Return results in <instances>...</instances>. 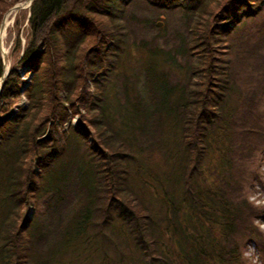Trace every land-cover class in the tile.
Returning a JSON list of instances; mask_svg holds the SVG:
<instances>
[{"label":"trees","instance_id":"trees-1","mask_svg":"<svg viewBox=\"0 0 264 264\" xmlns=\"http://www.w3.org/2000/svg\"><path fill=\"white\" fill-rule=\"evenodd\" d=\"M263 2L34 0L0 93V264H250V242L264 264L239 176L264 151V71L247 96L232 78Z\"/></svg>","mask_w":264,"mask_h":264},{"label":"rangeland","instance_id":"rangeland-1","mask_svg":"<svg viewBox=\"0 0 264 264\" xmlns=\"http://www.w3.org/2000/svg\"><path fill=\"white\" fill-rule=\"evenodd\" d=\"M27 0H21L19 4L26 2ZM34 0L30 1L29 8L22 7L20 10H14L13 6L8 12L4 15L3 21H8V26L3 38L0 36V42L3 46V50L6 54L7 58V68L10 67L17 61L18 55L14 54V42L16 39V35L18 34V30L20 31V37L22 39L23 45L26 43V37L29 35L30 28L28 19L30 17V9L32 7ZM264 3V2H263ZM2 21V22H3ZM161 26L155 28L151 27L150 36H160L162 32H159L158 28L163 27L164 23L162 21H158ZM2 24V23H1ZM261 33H264V11L261 13L259 19H251L247 20L246 25L240 31L235 38L234 43V57H233V69L234 76L233 78V87L237 90L243 91V95L247 96L250 94L252 90V86L258 82L259 76L262 73L261 70L264 71V43L261 41L260 45L259 38ZM1 54V52H0ZM261 66V67H260ZM263 66V67H262ZM23 75L24 73L21 72ZM30 76V75H29ZM176 76V75H175ZM174 76V80H175ZM23 78H26L22 76ZM28 79V78H27ZM29 80V79H28ZM235 82V83H234ZM148 87L147 80L144 76L141 77L139 82V89L146 90ZM90 90L93 92L94 88L90 85ZM120 85H117V89L113 90L112 99L113 102L117 99H122ZM1 93V92H0ZM146 93V92H143ZM232 94V93H231ZM234 95V94H233ZM235 96V95H234ZM233 96V97H234ZM120 99V101H122ZM27 99L25 96H21L18 98L16 102V106H26ZM244 104H247L244 103ZM240 105V100L238 98V106ZM83 114V112H82ZM73 120H68L67 122L61 125L62 128H68L71 124L75 125L78 117L75 115ZM258 158H255V165H248L250 175L246 176L245 174H241L240 179L243 178V184L245 187V194L248 196V200L254 204L256 207H264V151L256 152ZM261 156V158H260ZM260 158V160H259ZM258 162H257V161ZM243 165L239 163L238 168H241ZM252 168V170H251ZM251 172H257V175L252 174ZM244 189V188H243ZM29 216H33V210L29 209ZM255 225L259 228V230L264 234V219L257 218L255 220ZM256 244L254 242H250L245 247L244 256L250 261V264H262L261 256L259 251L257 250Z\"/></svg>","mask_w":264,"mask_h":264},{"label":"water","instance_id":"water-1","mask_svg":"<svg viewBox=\"0 0 264 264\" xmlns=\"http://www.w3.org/2000/svg\"><path fill=\"white\" fill-rule=\"evenodd\" d=\"M21 9V7L20 6H15L14 7V10H16V11H18V10H20ZM162 24H159V26H161ZM4 26V21L2 22V24H1V28ZM0 51L3 53V50H2V46L0 45ZM5 54V53H4ZM3 54V58H4V64H5V73H4V75H3V77L1 78V88H0V92L3 90V88H4V85H5V79H6V77H7V75H8V71H7V65H6V55H4Z\"/></svg>","mask_w":264,"mask_h":264},{"label":"bare ground","instance_id":"bare-ground-1","mask_svg":"<svg viewBox=\"0 0 264 264\" xmlns=\"http://www.w3.org/2000/svg\"><path fill=\"white\" fill-rule=\"evenodd\" d=\"M30 1H31V0H27L26 2H23L22 4H19V6H20L21 8L24 7V9H25V8L27 9V8H29ZM7 26H8V21L5 20L4 26H3V28L0 30V36H1V38L4 37L5 32H6V29H7Z\"/></svg>","mask_w":264,"mask_h":264}]
</instances>
